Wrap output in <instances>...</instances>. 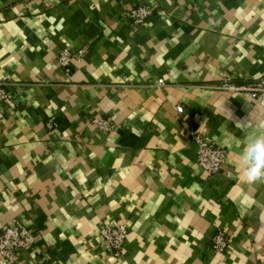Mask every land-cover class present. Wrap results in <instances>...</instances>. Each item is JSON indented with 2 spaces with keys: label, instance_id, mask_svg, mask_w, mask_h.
<instances>
[{
  "label": "crops",
  "instance_id": "1",
  "mask_svg": "<svg viewBox=\"0 0 264 264\" xmlns=\"http://www.w3.org/2000/svg\"><path fill=\"white\" fill-rule=\"evenodd\" d=\"M263 71L264 0H0L15 101L0 102V226L35 239L0 264H264V183L237 170L236 125H264V94L221 88ZM189 131L226 150L218 173L198 168ZM102 224L126 227L117 258Z\"/></svg>",
  "mask_w": 264,
  "mask_h": 264
},
{
  "label": "built area",
  "instance_id": "2",
  "mask_svg": "<svg viewBox=\"0 0 264 264\" xmlns=\"http://www.w3.org/2000/svg\"><path fill=\"white\" fill-rule=\"evenodd\" d=\"M151 14V8L147 5H141L130 11L129 17L133 26H143L146 18ZM80 53V52H79ZM61 66L66 67L68 63V53L63 52L59 57ZM125 79V78H123ZM162 80H157V84H162ZM223 89H233L248 92L252 98L264 94V71L260 77L254 82L245 86H231L227 80L222 84ZM0 102L8 106L10 109L15 108V101L7 89L5 79H0ZM178 113H182L183 108H176ZM93 123L104 131H110L113 127L107 119H93ZM189 136L196 146V164L198 168L206 174L212 176L218 173L226 161L227 152L224 148L217 145L211 139L205 138L197 132L189 131ZM101 245L104 251L112 258L121 255L127 230L124 225H107L102 224L99 231ZM35 239L31 232L24 226L16 224L13 226H0V257L9 259L17 252L30 248L34 245ZM211 248L216 253H223L227 248V241L224 233L219 231L212 240Z\"/></svg>",
  "mask_w": 264,
  "mask_h": 264
},
{
  "label": "clouds",
  "instance_id": "3",
  "mask_svg": "<svg viewBox=\"0 0 264 264\" xmlns=\"http://www.w3.org/2000/svg\"><path fill=\"white\" fill-rule=\"evenodd\" d=\"M236 125L245 133V143L238 154L237 170L246 183L262 184L264 183V125L254 124L251 117L237 121Z\"/></svg>",
  "mask_w": 264,
  "mask_h": 264
}]
</instances>
